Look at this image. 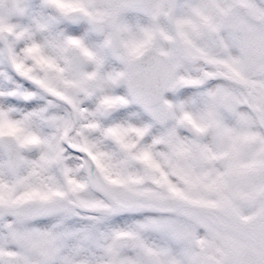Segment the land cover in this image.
<instances>
[{"label": "snow or ice", "instance_id": "snow-or-ice-1", "mask_svg": "<svg viewBox=\"0 0 264 264\" xmlns=\"http://www.w3.org/2000/svg\"><path fill=\"white\" fill-rule=\"evenodd\" d=\"M0 264H264V0H0Z\"/></svg>", "mask_w": 264, "mask_h": 264}]
</instances>
